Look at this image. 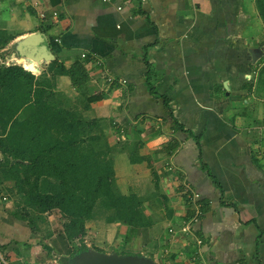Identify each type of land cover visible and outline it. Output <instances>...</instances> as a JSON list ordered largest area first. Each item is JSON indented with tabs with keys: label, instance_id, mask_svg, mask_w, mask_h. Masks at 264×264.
Instances as JSON below:
<instances>
[{
	"label": "crops",
	"instance_id": "obj_1",
	"mask_svg": "<svg viewBox=\"0 0 264 264\" xmlns=\"http://www.w3.org/2000/svg\"><path fill=\"white\" fill-rule=\"evenodd\" d=\"M32 33L44 36L53 59L19 55ZM2 35L1 62L20 58L37 76H50L53 61L71 73L82 64L76 83L57 75V96L74 108L85 101L84 116L113 129L116 171L121 162L133 182L150 173L147 190L127 187L143 201L146 226L108 215L87 221L85 237L99 251L157 264H264V24L256 0H0ZM252 48L261 49L256 63ZM2 204L0 231L16 233L11 224L20 223ZM198 205L192 231H179Z\"/></svg>",
	"mask_w": 264,
	"mask_h": 264
},
{
	"label": "trees",
	"instance_id": "obj_2",
	"mask_svg": "<svg viewBox=\"0 0 264 264\" xmlns=\"http://www.w3.org/2000/svg\"><path fill=\"white\" fill-rule=\"evenodd\" d=\"M256 5L264 24V0H256ZM7 40L2 35L0 46ZM83 69L78 64L71 73L53 61L49 66L53 73L38 77L22 65L0 63V155L7 176L19 193L31 197L38 212L62 214L69 240L85 236L87 221L101 208L108 211V222L120 220L134 228L147 223L142 199L121 192L116 183L114 162L109 159L114 146L85 153L86 143L102 139L95 133L100 120L84 119L62 107L57 96V75L72 74L76 83L84 76ZM260 73L263 78L264 66ZM1 188V193H9ZM86 249L82 245L74 254Z\"/></svg>",
	"mask_w": 264,
	"mask_h": 264
},
{
	"label": "rangeland",
	"instance_id": "obj_3",
	"mask_svg": "<svg viewBox=\"0 0 264 264\" xmlns=\"http://www.w3.org/2000/svg\"><path fill=\"white\" fill-rule=\"evenodd\" d=\"M2 58L3 62H6L2 63L0 60L2 65L18 64L23 67L27 66L32 70L35 68V66L26 64L25 61L20 58L15 59L16 62H12L11 64L10 61L4 60V55ZM33 72L37 76V72L35 70ZM262 80L264 82V75ZM64 103V101L63 103L61 102V105L63 104L62 107L73 110L84 119H98L84 116L83 112L88 108L85 101L84 105L77 106L76 108L72 107L73 105ZM80 109L83 112H81ZM25 114L28 113L26 112ZM99 120V126L96 128L95 133L99 134L102 139L95 143H86L87 149H85V153L101 151L104 145L108 144L114 146L113 143L115 142L112 143L111 140L113 129L110 126L106 127V121H102L104 119ZM114 129H117L116 126ZM130 146L132 145L130 144ZM110 157L109 159L114 162L115 157H112V154ZM103 159L108 158L104 156ZM116 160L120 162L118 156ZM6 168V164L3 163V157L0 155V184L4 185V189L8 190L10 193V196L8 195L10 200L8 199L9 201L7 203L0 204L5 207L7 206L12 223H20H10L15 228L16 233H8V230L0 231V237H5L4 239L0 238V246L3 248L11 264H73L78 255L74 254V252L80 249L82 245L87 246L85 251L90 249L98 250L97 246H95V240L91 237L81 236L75 240H69L64 232V222L66 219L62 214L58 210L45 213L38 212L32 206L31 197L23 195L16 190L14 182L7 176ZM132 173L131 170L129 171V169L121 165V162L118 163L116 183L121 192L127 191L128 193L129 189H127V187H133V185L135 186L136 184H139L142 188L144 187L143 189L147 190L150 183L149 178H151L149 171L142 173V175L138 177L137 182H133ZM107 212L106 209L101 208V210L99 209L96 211V216L106 215Z\"/></svg>",
	"mask_w": 264,
	"mask_h": 264
},
{
	"label": "water",
	"instance_id": "obj_4",
	"mask_svg": "<svg viewBox=\"0 0 264 264\" xmlns=\"http://www.w3.org/2000/svg\"><path fill=\"white\" fill-rule=\"evenodd\" d=\"M44 36L41 33H32L22 39L17 47L22 58L40 62L53 59L52 52L47 45L41 44ZM253 62L259 59L261 49H251ZM226 88L228 85L225 84ZM73 264H157L152 259L140 255H120L116 252L105 253L99 250H87L78 254Z\"/></svg>",
	"mask_w": 264,
	"mask_h": 264
},
{
	"label": "built area",
	"instance_id": "obj_5",
	"mask_svg": "<svg viewBox=\"0 0 264 264\" xmlns=\"http://www.w3.org/2000/svg\"><path fill=\"white\" fill-rule=\"evenodd\" d=\"M9 64V63H8ZM25 68H27L28 70H30L27 66H25ZM115 78L113 76H109L108 77V81L109 82H114ZM117 80V79H116ZM118 81L120 83L125 82V80L123 78L118 79ZM0 195L2 196V198L4 200L8 199V196L5 194H2L0 192ZM194 198H199L200 194L199 193H195L193 195ZM201 216V208L199 207V205L196 207V213L191 217V219L186 222L183 226H181L180 230L181 232H191L192 231V227L193 225L199 221V218ZM171 231H174V229H171ZM175 232V231H174ZM201 243V241H199ZM0 264H11L10 261L8 260V258L6 257L4 251L0 248ZM205 264H212L211 262H207Z\"/></svg>",
	"mask_w": 264,
	"mask_h": 264
}]
</instances>
